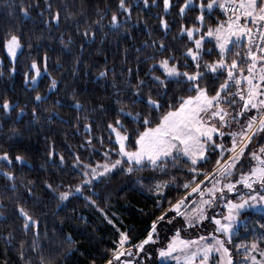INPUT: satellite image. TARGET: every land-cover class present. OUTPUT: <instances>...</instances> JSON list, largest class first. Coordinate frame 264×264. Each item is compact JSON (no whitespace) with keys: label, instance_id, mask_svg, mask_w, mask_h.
<instances>
[{"label":"snow or ice","instance_id":"snow-or-ice-1","mask_svg":"<svg viewBox=\"0 0 264 264\" xmlns=\"http://www.w3.org/2000/svg\"><path fill=\"white\" fill-rule=\"evenodd\" d=\"M192 3L193 0H183L179 3L177 14L181 19L185 18L186 10ZM150 4L155 6L157 0H142L145 8ZM173 6V0H162L161 11L164 14L159 16L158 27L165 33L170 29L166 16ZM133 7L134 5L128 0H117V7L111 11L108 20L111 30H121L131 18ZM217 7L222 10L226 19L217 18L214 25L205 24V12L210 15ZM33 8L37 10V18H43L42 23L49 32L54 25L59 27L61 11L59 8L52 10L51 0H45L43 6L40 0H32L28 5L21 2L18 10L32 20ZM198 9L195 16L197 23L191 26L181 24L179 27V33L187 34L190 46L185 45L177 52V49L170 47L163 38L158 41L153 40L151 45L154 47L158 45L157 52L163 54H160L159 58H156V53L152 56L145 55L144 61L151 62L147 63V70L142 75L139 56L135 68L126 67V76L124 71L119 73L125 78V91L131 92L133 108L139 104L143 105V110H126L124 104L128 103V100L116 101L120 107L116 110L115 116L104 120V128L109 131L110 144L111 134H115L114 139L118 147L105 150L104 159L97 160L94 164H84L79 154H76L72 164L80 171L82 179L75 185L64 186L61 182V185L54 187L48 179L42 181L46 189L57 195L59 206L75 193L83 195L85 189L94 187V181L114 175L113 170L132 175L143 173L145 170L165 173L169 165L172 169H177L183 164L187 169L191 179L184 181L183 195L178 196L175 202L169 200L168 207L151 220L146 235L134 245L131 243L130 229L127 231L117 229L116 247L109 250V258L104 264H113L114 261L115 264H134L131 258L121 259L122 256L131 255L141 257L136 264H148L153 253L147 250L146 245L158 240V227L163 221L173 220V217L166 215L170 210H174L177 215L184 218L186 227H193L197 221L205 220H211L215 227L213 231L207 233V236L200 235L191 239L181 238V228L177 227L167 245L156 250L159 257L183 260V264H196L197 258L201 257L199 264H209L212 254L216 253L219 255V260L214 264H235L232 249L227 245L233 240V234L239 226L248 224V216L245 213L254 210L261 214L260 220H264V143L260 142L264 140V0H206V3L200 0ZM229 9H231L230 13ZM46 12L47 16H45ZM81 12L83 13V9ZM103 14H106L105 10L98 9L97 19L92 21L91 25L81 29L77 24L75 31L82 37L93 40L96 35L93 25L101 29L105 26L102 22ZM73 15L72 12H66L63 18L67 20ZM123 30L131 35L127 27H123ZM40 39L41 37H37L38 41ZM175 39L174 36L173 40ZM60 43L63 49L71 51L72 36L69 35L65 41L61 33ZM144 43L148 45L149 41ZM24 47L23 33L15 28H9L0 37V48L4 50L9 60L7 69L9 76L16 71L15 63ZM27 47L31 49L33 45L28 43ZM36 47L40 48L41 45L37 43ZM79 47L84 48L83 40ZM241 48L244 49L243 54L240 52ZM136 51L139 52V49ZM230 53L231 58H229ZM124 56H127V49L124 50ZM49 58V52L44 50L37 52L36 56L30 59L27 65L29 71L23 73L24 83L28 88L35 89L37 78L42 73L49 77L47 85L49 91L58 88L56 77L48 71ZM245 59L246 64H242ZM80 62L81 58L77 55L73 61V73L76 72V65ZM57 66L63 67L59 58H57ZM111 70L112 87L117 96L123 97L124 92L116 86L115 66ZM108 72L109 68L105 66L96 72V76L107 77ZM133 78L135 83H132ZM218 80L220 82L216 83ZM230 88L232 91H229ZM234 97H239V101ZM47 101V92L35 91L32 98L33 106L30 108L31 120L39 119L37 102ZM61 103L60 99L54 101L57 105ZM238 103L240 106L237 108ZM69 107L73 105L70 104ZM74 107L80 109L83 105L80 100L74 98ZM96 108L107 115L106 105L103 103L97 104ZM229 108L232 111H229ZM253 109L256 110V114L251 113L250 110ZM26 111H29L26 104L11 99L6 91L0 92V116L15 112L16 117L22 119ZM245 116L247 119L240 125L238 131L235 129L228 133L222 131L225 127H231L233 122L239 124L240 119ZM122 117H131V127L124 123ZM76 119L79 122V112L76 113ZM85 119L91 120L90 117ZM95 126L99 127V125ZM83 127L91 133L94 123H84ZM13 134L19 135L16 129H13ZM226 135L231 137L228 145H225L223 139ZM217 137L220 138L219 143ZM93 139L91 134L85 136V141L89 145ZM95 139L103 145L102 135L96 136ZM254 140L256 147L252 146ZM54 143L50 141L51 145ZM113 154H115L114 158ZM213 155L215 161L210 171L199 166L207 164ZM56 156L54 147H50L47 152L49 160L45 163L51 162L54 166L63 164L64 155L59 154L58 161L52 160ZM246 156L249 158L247 170L244 168ZM0 162H5L9 167L16 162L30 166L23 152L10 154L9 151H0ZM0 175L12 182L7 187L14 191L17 187L15 171L8 170V167L0 168ZM197 177L202 178L197 180ZM148 179H151V176H136V182L141 186H144ZM175 180V176L170 177L169 180H153V183L148 185L149 191L154 188L155 193L166 194L165 187L170 186ZM35 183V180H29L25 185V190L30 196L35 194L28 185ZM61 186L66 190L57 191ZM189 193H199V199L195 202V206L184 211L187 205L193 203L191 199H186ZM232 193L236 194L235 199L230 198L229 194ZM85 199L96 204L92 196H85ZM218 204H223L226 212L222 215L209 216V209L220 211ZM15 211L18 213V218L21 220L20 227L25 234L35 229L33 233V247H35L36 238L39 236V218L23 203L17 202ZM100 211L104 210L101 208ZM0 215L4 214L0 213ZM260 220L255 221L252 226V239L235 244V248H242L244 251L246 259L243 264H264V247H262L264 223H260ZM256 225H259L258 229ZM12 236L11 231L5 236L9 243L12 241ZM208 237L211 238V242L208 241ZM125 245L130 247L126 248ZM174 253H182V255L174 256ZM19 255L23 257V251ZM90 264H96V261L93 260Z\"/></svg>","mask_w":264,"mask_h":264},{"label":"trees","instance_id":"trees-1","mask_svg":"<svg viewBox=\"0 0 264 264\" xmlns=\"http://www.w3.org/2000/svg\"><path fill=\"white\" fill-rule=\"evenodd\" d=\"M21 2L28 5L32 3V0H0V37L9 28H15L23 33L25 41V47L15 63L16 71L11 76L7 71L8 57L0 48V61H2L0 92L6 91L11 99L19 100L20 104H26L29 111L25 112L22 119L16 117L15 112L0 116V151H9L10 154L23 152L30 166L16 162L9 167L5 162H0V168L8 167V170L15 171L17 185L13 191L7 187L12 182L0 175V213L4 214L0 215V264H90L93 260L96 264H104V261L109 258V250L116 247L117 229L120 231L130 229L129 235L134 245L146 235V229L150 226L151 220L168 207L169 200L175 202L178 196L183 195L185 189L182 185L185 180L191 179L187 169L183 164L177 169H172L169 165L165 173L145 170L143 173L132 175L113 170L114 175L94 181V187L85 189L83 195L75 193L59 206L57 195L46 189L42 181L48 179L54 187L61 185V182L64 186L75 185L82 179L80 171L72 164L76 154H79L84 164H94L97 160L104 159L105 150L118 147L114 133L111 134L110 144L109 131L104 128V120L115 116L116 110L120 107L116 101L118 99L128 100V103L124 104L126 110H143V105L139 104L133 108L131 92L125 91V78L119 73L124 71L126 76V67L135 68L138 63L137 56H139L142 75L147 70V63L151 62L144 61L145 55L152 56L156 53V58H159V55L163 54L157 52L158 45L155 47L151 45L153 40L158 41L163 38L170 47L177 49V52L185 45H189L187 34L179 33V27L181 24L191 26L197 23L195 16L199 10L200 0H193L192 5L186 10L184 19L177 14L179 3L183 0H173L174 6L166 16L170 24L167 33L158 27L159 16L164 14L161 11L162 0H157L155 6L150 4L146 8L142 5V0H128L134 7L131 18L123 27H127L131 35L125 32L123 27L119 31H113L108 26L111 11L117 7V0H51L52 10L59 8L61 11V21L59 27L54 25L50 32L43 25V18H37L36 9H31L32 20L19 12ZM44 2L45 0H40L41 6ZM204 2L206 3V0ZM98 9H104L106 12L103 14L102 21L105 26L101 29L93 25L96 35L93 40H88L77 33L75 28L77 24L81 29L86 25H91L92 21L97 19ZM66 12H72L74 15L65 20L63 17ZM47 14L46 12L45 16ZM217 18L225 19V15L218 7L210 15L207 11L205 12V24L214 25ZM61 33L65 41L69 35L72 36L71 51L63 49L60 43ZM174 36L175 40H173ZM37 37L41 39L38 41ZM82 40L83 49L79 47ZM144 41H149V44L146 45ZM28 43L33 45L31 49L27 47ZM37 43L41 45L40 48L36 47ZM125 49H127L126 57L124 56ZM136 49H139V52ZM44 50L49 52L48 71L57 79L58 88L56 90H48L49 77L45 73L41 74L35 89L28 88L24 83L23 73L29 71L27 65L30 59L35 57L37 52ZM240 52L243 54L244 49L241 48ZM77 55L81 58V62L76 65V72L73 73V61ZM231 55L230 53L229 58ZM57 58L63 64L62 68L57 66ZM246 62L245 59L242 64ZM105 66L109 68L107 77H97L96 72ZM113 66L117 72L116 86L124 92L123 97L117 96L112 87L113 72L111 69ZM222 79L223 77L220 78ZM219 82V80L216 81V83ZM132 83H135L134 78ZM210 87H212L211 84ZM35 91L47 92L48 101L37 102L39 119L31 120L30 108L33 106L32 98ZM229 91L232 89L230 88ZM74 98L80 100L82 108L74 107ZM56 99H60L62 103L54 104ZM234 99L239 101V97H234ZM100 103L106 105V116L96 108V105ZM70 104L73 107H69ZM238 105L239 103L236 106ZM45 109L54 110L46 111ZM77 112L80 114L79 122L76 119ZM85 117H90L91 120H86ZM122 119L131 127V117H122ZM87 122L94 123L91 133L83 127ZM13 129H16L19 135H14ZM89 134L94 137L91 145L85 141V136ZM98 135L104 137L103 145L95 139ZM50 141H54V145H51ZM50 147H54L57 153L52 160L58 161L59 154L62 153L65 157L63 164L54 166L51 162L45 163L49 160L47 152ZM114 156L115 154L113 158ZM214 161L215 155L207 164L199 166L210 171ZM137 175L151 176V179L146 180L144 186H141L136 182ZM173 176L176 180L170 186L165 187L166 194H157L154 188L149 191L148 185L152 184L153 180H169ZM201 178L197 177V180ZM29 180L36 181L34 185H28L35 194L32 196L25 190V185ZM63 190H66L63 186L57 188V191ZM85 196H92L96 204L87 201ZM17 202L23 203L40 220L39 236L36 238L35 247H33L35 229L27 234L21 229V220L15 211ZM101 208L103 212L100 211ZM166 215L173 217V220L163 221L158 227V237H161L159 240H163L165 245L174 235L175 229L182 228V219L174 210H170ZM245 215L248 216V224H241L233 234V240L228 243L234 259L238 255L235 244L253 238L252 226L255 221L260 220L261 214L249 210ZM260 223H264V220H260ZM200 226L191 228L199 231ZM204 228L206 229L207 226L204 225L203 230ZM256 228L258 229L259 225H256ZM9 231L13 233L11 243L5 238ZM181 236H186V233ZM159 240L158 242L161 243ZM21 241H23V246H21ZM125 247H130V245ZM21 251L24 253L23 257L19 255ZM135 258L138 261L141 259L139 255ZM214 262H216L215 258L212 259V264ZM148 264L172 263L160 262L157 251H155V254L148 260Z\"/></svg>","mask_w":264,"mask_h":264},{"label":"rangeland","instance_id":"rangeland-1","mask_svg":"<svg viewBox=\"0 0 264 264\" xmlns=\"http://www.w3.org/2000/svg\"><path fill=\"white\" fill-rule=\"evenodd\" d=\"M245 75H247V74H245ZM39 79H40V76L37 78V83H38ZM239 106H240V105H238V106H236V107L238 108ZM229 111H232V109L229 108ZM250 111H251L252 114H256V110L253 109V110H250ZM246 119H247V116L241 118L239 124L233 122L232 125H231V127H225V128L222 129V131H225V133H228V132L232 131L233 129H235V130L238 131L239 128H240V125H242ZM114 136H115V134H114ZM223 139H224V143H225V145L230 144V141H231V137H230V136H227V135H226V137L223 138ZM219 142H220V138L217 137V143H219ZM260 142H261V143H264V140H261ZM252 146H253V147H256V140L253 141V145H252ZM249 151H251V149H249ZM244 159H245L244 168H245V170H247V167H248V159H249V158L246 156ZM237 171H239V169H237ZM209 183H210V182H209ZM205 186H208V185H205ZM238 187H239V186H238ZM229 196H230V198H232V199H235V198H236V194H235V193L229 194ZM186 199H191V200L193 201V203L187 205V206L184 208V211H188L191 207L195 206V202L199 199V193H189V197H186ZM217 207L220 209L219 212H216V211H214V210H212V209H209V211H208V215H209V216H211V215H222V214H224V213L226 212V208L224 207L223 204H218ZM178 216H179V215H178ZM180 217H181V219H182L181 227L184 229V230H182V228H181V233H180V235H182L183 233H186V236H181V238H184V239H191V238H193V237H195V236H200V235L207 236V233L213 231V229H214V227H215L214 223H213L211 220L197 221V223H196L195 226H199V225H201V226H200L199 231H195L194 228L184 226V218H183L182 216H180ZM206 222H208V223H206ZM205 223H206V224H205ZM204 225L207 226L206 229L204 228L205 230H203V226H204ZM159 238H161V237H159ZM159 238H158V240H159ZM158 240H156V241L153 242V243H150L151 245L149 244L150 247L147 248V250H148V251H151L153 254H155V251H156L158 248H160V247H164V246H166L167 243H168V242H167L166 245H165V243H163V242H164L163 240H159L161 243H159ZM162 241H163V242H162ZM208 241L211 242V238H210V237H208ZM125 246H126V245H125ZM147 246H148V245H146V247H147ZM227 246H228V245H227ZM237 252H238V255H237V258L234 259V262H235V264H243V261L246 259V258L244 257V251H243V249L241 248V249H237ZM157 254H158V253H157ZM177 254H181V255H182V253H174L173 255L175 256V255H177ZM257 255H258V253H257ZM137 256H138V255L122 256L121 259L131 258V259H133L134 264H136V261H138V260H136L135 257H137ZM158 257H159V255H158ZM200 258H201V257H198V258H197L196 264H199V259H200ZM214 258H215V261H218V260H219V255L216 254V253H213V254H212V257L210 258V262H209V264H212V259H214ZM233 258H234V257H233ZM159 261H160V262H164V263L183 264V260H175V259H173L172 257H168V258H161V257H159Z\"/></svg>","mask_w":264,"mask_h":264},{"label":"built area","instance_id":"built-area-1","mask_svg":"<svg viewBox=\"0 0 264 264\" xmlns=\"http://www.w3.org/2000/svg\"><path fill=\"white\" fill-rule=\"evenodd\" d=\"M231 12V9H229V13Z\"/></svg>","mask_w":264,"mask_h":264}]
</instances>
